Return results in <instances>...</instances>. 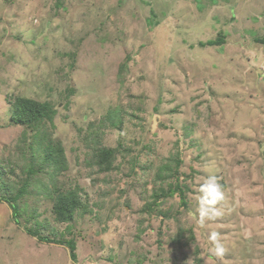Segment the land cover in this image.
<instances>
[{"label": "rangeland", "instance_id": "374dc122", "mask_svg": "<svg viewBox=\"0 0 264 264\" xmlns=\"http://www.w3.org/2000/svg\"><path fill=\"white\" fill-rule=\"evenodd\" d=\"M261 37L264 0H0V264H264ZM16 96L56 108L55 185L84 204L70 222L29 173ZM101 147L115 150L110 170L92 161ZM178 156L186 206L173 195L148 212ZM211 178L222 215L201 224ZM25 179L14 218L1 197Z\"/></svg>", "mask_w": 264, "mask_h": 264}, {"label": "trees", "instance_id": "16d2710c", "mask_svg": "<svg viewBox=\"0 0 264 264\" xmlns=\"http://www.w3.org/2000/svg\"><path fill=\"white\" fill-rule=\"evenodd\" d=\"M59 4V3H58ZM263 42L264 38H257ZM223 37L219 34L213 40H207L205 43L200 42L201 45H213L222 43ZM264 43V42H263ZM67 91H73L72 87H68ZM10 120L13 124L23 125L26 130L30 131L31 136L27 141L29 135L23 134L22 141L27 145V153L29 156V173H43L48 182H40L43 190H47L45 195L52 199V212L57 221L70 222L73 219L75 211L83 207V202L77 195V188H59L55 185L54 177L58 170L64 166V153L60 143H53L47 134V125H53V118L56 113V108L49 102L38 101L36 99L16 96L10 102ZM185 128V134L187 133ZM25 145V146H26ZM178 148L181 149L183 143L181 138L177 140ZM22 152V151H21ZM115 150L112 148L101 147L97 148L96 152L92 154V161L100 170H110L111 164L114 160ZM180 162L179 156L176 158V168L171 171V181L166 179L167 188L161 187L159 191L152 192V202L148 203L145 209L148 212L152 211L156 206L162 204L163 199L177 195L180 205L186 206L185 187L183 177L177 173V168ZM164 181V180H161ZM33 182L25 179L21 186L11 196L1 197L4 201L9 203L12 210L13 217L19 212V199L24 195L29 184ZM39 183V182H38ZM7 189L12 186L2 184ZM43 240L47 238L42 237ZM70 251V257L75 259V246L72 240L65 242Z\"/></svg>", "mask_w": 264, "mask_h": 264}, {"label": "clouds", "instance_id": "9594fccd", "mask_svg": "<svg viewBox=\"0 0 264 264\" xmlns=\"http://www.w3.org/2000/svg\"><path fill=\"white\" fill-rule=\"evenodd\" d=\"M203 194L199 202V218L201 224L207 220L214 219L222 215V211L217 205L225 198V194L219 183L215 181V178H211L206 181L200 188ZM210 240L214 244L213 255L218 258H222L225 254V249L220 243L219 233L212 232L210 234Z\"/></svg>", "mask_w": 264, "mask_h": 264}, {"label": "bare ground", "instance_id": "6f19581e", "mask_svg": "<svg viewBox=\"0 0 264 264\" xmlns=\"http://www.w3.org/2000/svg\"><path fill=\"white\" fill-rule=\"evenodd\" d=\"M264 42V41H263ZM253 116V115H252Z\"/></svg>", "mask_w": 264, "mask_h": 264}]
</instances>
